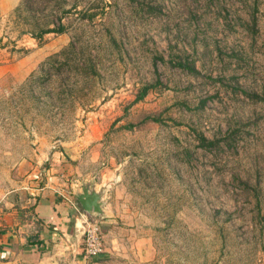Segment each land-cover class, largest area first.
I'll list each match as a JSON object with an SVG mask.
<instances>
[{
	"label": "rangeland",
	"instance_id": "374dc122",
	"mask_svg": "<svg viewBox=\"0 0 264 264\" xmlns=\"http://www.w3.org/2000/svg\"><path fill=\"white\" fill-rule=\"evenodd\" d=\"M1 5L7 63H35L0 81L1 185L94 152L76 176L110 184L99 264H264V101L244 94L264 96V0Z\"/></svg>",
	"mask_w": 264,
	"mask_h": 264
},
{
	"label": "crops",
	"instance_id": "0c3cea01",
	"mask_svg": "<svg viewBox=\"0 0 264 264\" xmlns=\"http://www.w3.org/2000/svg\"><path fill=\"white\" fill-rule=\"evenodd\" d=\"M1 9L7 10V0H2ZM34 67L35 63L29 65L24 59L17 64L7 63V47H0V81L7 75L25 77ZM89 156L79 158L76 164L53 158L49 167L35 168L20 180L0 184V264H99L104 253L91 260L84 257L83 218L66 194L92 178L87 174L78 185L76 174L83 175L85 166L95 167L97 154L93 152ZM112 174L101 168V181L106 176H114ZM97 183L96 189L104 190L102 208L107 212L105 216L97 218L87 213L77 197L73 198L89 217L102 221L110 218L111 221L114 214L109 206L114 201L108 193L110 184L106 181ZM102 235L104 241L108 234Z\"/></svg>",
	"mask_w": 264,
	"mask_h": 264
},
{
	"label": "built area",
	"instance_id": "2783aa9c",
	"mask_svg": "<svg viewBox=\"0 0 264 264\" xmlns=\"http://www.w3.org/2000/svg\"><path fill=\"white\" fill-rule=\"evenodd\" d=\"M67 198L75 211L83 218L81 229L84 257L90 260L95 259L104 253V241L99 220L89 217L71 197Z\"/></svg>",
	"mask_w": 264,
	"mask_h": 264
},
{
	"label": "water",
	"instance_id": "95a60500",
	"mask_svg": "<svg viewBox=\"0 0 264 264\" xmlns=\"http://www.w3.org/2000/svg\"><path fill=\"white\" fill-rule=\"evenodd\" d=\"M62 151L68 157L74 158L77 154L74 145H63ZM75 187L73 193L79 200L84 210L93 215L105 216L107 212L102 208L103 200V189H96V184L88 181L82 183V185Z\"/></svg>",
	"mask_w": 264,
	"mask_h": 264
},
{
	"label": "trees",
	"instance_id": "16d2710c",
	"mask_svg": "<svg viewBox=\"0 0 264 264\" xmlns=\"http://www.w3.org/2000/svg\"><path fill=\"white\" fill-rule=\"evenodd\" d=\"M64 29L63 25H60L59 27L55 28V29H45L43 32H49V31H57V32H62ZM179 65L185 69H187L189 72H197V70L195 69L194 65H191L189 62H185V63H179ZM153 85L148 84V85H144L141 90H140V94L138 95V99H141L144 97V95L148 92V90L150 88H152ZM246 96H248L251 100H255V101H264V96L259 95L255 92H245L244 93ZM145 119H149L151 121H158V117L155 116H148L145 117ZM201 143L200 145L202 147H214L216 144H218L217 140H209L204 136H201Z\"/></svg>",
	"mask_w": 264,
	"mask_h": 264
}]
</instances>
